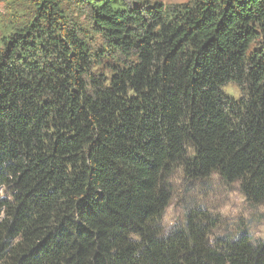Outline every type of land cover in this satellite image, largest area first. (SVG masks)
Returning <instances> with one entry per match:
<instances>
[{
  "label": "trees",
  "instance_id": "obj_1",
  "mask_svg": "<svg viewBox=\"0 0 264 264\" xmlns=\"http://www.w3.org/2000/svg\"><path fill=\"white\" fill-rule=\"evenodd\" d=\"M4 8L0 264H264L203 208L162 225L177 165L264 202V0Z\"/></svg>",
  "mask_w": 264,
  "mask_h": 264
},
{
  "label": "rangeland",
  "instance_id": "obj_2",
  "mask_svg": "<svg viewBox=\"0 0 264 264\" xmlns=\"http://www.w3.org/2000/svg\"><path fill=\"white\" fill-rule=\"evenodd\" d=\"M145 1L163 2L166 6L189 2V0ZM10 5V9L14 10L16 5L14 3ZM4 13V0H0V45ZM92 39L95 48L100 49L103 46V41L98 35H92ZM255 47L256 45L253 46V48ZM113 63L112 61L105 62L103 66L96 67V71L110 74V64L113 65ZM224 92L235 99H239L243 95L240 88L234 83L225 86ZM168 182L171 186L172 198L163 217L162 225L165 231L181 225L186 218L187 211L199 207L209 212L218 221L213 239L225 236L234 238L245 230L253 241L264 238V202L255 205L247 201L240 191L239 182L227 183L217 172L208 178L189 180L183 167L178 165L168 177ZM5 197L10 198V194L6 188L0 187V200Z\"/></svg>",
  "mask_w": 264,
  "mask_h": 264
}]
</instances>
